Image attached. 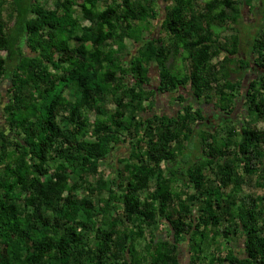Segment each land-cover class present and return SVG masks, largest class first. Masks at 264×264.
Returning <instances> with one entry per match:
<instances>
[{"label": "trees", "instance_id": "16d2710c", "mask_svg": "<svg viewBox=\"0 0 264 264\" xmlns=\"http://www.w3.org/2000/svg\"><path fill=\"white\" fill-rule=\"evenodd\" d=\"M166 1L0 0V264H264V20Z\"/></svg>", "mask_w": 264, "mask_h": 264}, {"label": "rangeland", "instance_id": "374dc122", "mask_svg": "<svg viewBox=\"0 0 264 264\" xmlns=\"http://www.w3.org/2000/svg\"><path fill=\"white\" fill-rule=\"evenodd\" d=\"M171 1H166V0H159V4L160 6L162 7L161 9V15L163 16L164 15V9L165 7L170 3ZM258 0H254L253 3H252V7L254 6L255 9L254 10H251L249 7L247 6H244L242 8V16L243 18L239 21V24L235 26V32L238 31V34L240 35L241 37V48H240V55L244 58H247V55L250 53V48H249V44L250 43V38L256 34V32L258 31V29L261 27L262 23H263V20H264V15L263 13L259 12L258 10ZM227 15L230 16V17H233V12L228 10L227 11ZM5 15H7V12H5ZM162 19V18H161ZM161 19L155 21L154 25H156V30L154 31L153 35L155 37L158 36L159 34V24L161 22ZM233 33V31H229V32H226L224 34V36H227L229 37V35ZM224 40V39H223ZM129 47H131L132 49L135 50L134 46H132L131 43H129ZM6 53H2V56L6 57ZM169 66L175 71L177 72L176 74L181 76L183 74H179L178 73V70L184 68V64L183 62H181V58H174V59H171V61L169 62ZM233 68V67H232ZM257 68H252L247 72L245 73L244 76L245 77V80H247L248 77H251L253 76L254 73H256V71H259V69ZM242 74H236L234 73L232 75V79L236 80L238 79V77H241ZM151 76L153 77V81H152V86L155 88L157 87L158 85V82H159V69L157 68V66H154L152 67L151 69ZM3 89V93L5 90H7L5 87L2 88ZM184 97H186V99L188 101H192L193 100V97H192V93H191V90L189 87H187L186 89L184 90H181L180 92ZM174 97L175 95L173 94H170V93H166V94H163V95H158L157 96V99H158V105H157V108H155V110H153L155 113H159V114H168V115H175L182 107V103L178 102V101H174ZM205 108V115L207 117V120H208V126L209 128H217L219 127V125L222 123V119L221 117H219L220 115H217L218 113L212 111L211 109V106L210 105H205L204 106ZM243 107L241 104H239V110L238 112H236V114H234L233 116H231L235 122H241L242 120V110ZM121 151L119 152V149H117L116 153H117V157H121V156H124L126 155L127 153V150L125 148V146H122L121 147ZM121 155V156H120ZM115 156V155H114ZM115 161V159H113ZM112 168L109 166L107 171H111ZM159 237H165L167 235V232L165 230V227L162 228L161 231H159L158 233ZM186 246V245H185ZM238 249V248H237ZM182 254H181V260L182 262H184L185 264H187V261L188 259H186V254H185V251L186 249H182Z\"/></svg>", "mask_w": 264, "mask_h": 264}, {"label": "flooded vegetation", "instance_id": "af4514ba", "mask_svg": "<svg viewBox=\"0 0 264 264\" xmlns=\"http://www.w3.org/2000/svg\"><path fill=\"white\" fill-rule=\"evenodd\" d=\"M186 244H183V245H180V259H181V254H182V249H186V251H185V254H186V252H187V245L185 246ZM184 253V252H183ZM188 257H187V254H186V259H187ZM181 262H182V260H181ZM182 264H185L184 262H182ZM188 264V263H187Z\"/></svg>", "mask_w": 264, "mask_h": 264}, {"label": "crops", "instance_id": "0c3cea01", "mask_svg": "<svg viewBox=\"0 0 264 264\" xmlns=\"http://www.w3.org/2000/svg\"><path fill=\"white\" fill-rule=\"evenodd\" d=\"M2 123V118L0 117V124Z\"/></svg>", "mask_w": 264, "mask_h": 264}]
</instances>
